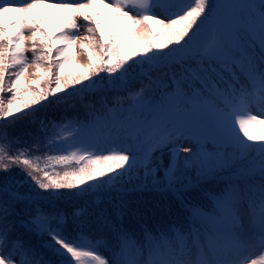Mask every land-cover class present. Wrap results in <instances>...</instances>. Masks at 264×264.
Wrapping results in <instances>:
<instances>
[{
	"label": "snow or ice",
	"instance_id": "snow-or-ice-1",
	"mask_svg": "<svg viewBox=\"0 0 264 264\" xmlns=\"http://www.w3.org/2000/svg\"><path fill=\"white\" fill-rule=\"evenodd\" d=\"M0 264H264V0H0Z\"/></svg>",
	"mask_w": 264,
	"mask_h": 264
},
{
	"label": "trees",
	"instance_id": "trees-1",
	"mask_svg": "<svg viewBox=\"0 0 264 264\" xmlns=\"http://www.w3.org/2000/svg\"><path fill=\"white\" fill-rule=\"evenodd\" d=\"M70 70L75 72L76 69L74 67H70ZM82 110H81V115H82ZM49 115H55L57 120L59 119V116H60V113L58 112H53L52 110L49 111ZM69 115H71V113H69ZM133 196V198H136V197H141L142 199H150L151 198V195L148 194V193H144L142 196L141 194L139 193H132L131 194ZM82 201H79L77 200L76 198L74 197H66L64 200H63V203H62V206H66L68 208H71L73 205L75 204H79L81 203Z\"/></svg>",
	"mask_w": 264,
	"mask_h": 264
}]
</instances>
